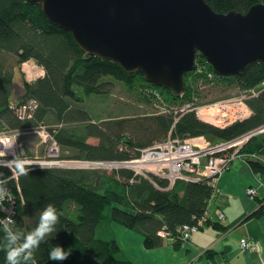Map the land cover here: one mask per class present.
Here are the masks:
<instances>
[{"label":"trees","instance_id":"1","mask_svg":"<svg viewBox=\"0 0 264 264\" xmlns=\"http://www.w3.org/2000/svg\"><path fill=\"white\" fill-rule=\"evenodd\" d=\"M206 1L217 12H246L252 5L264 2ZM31 59L43 67L45 74L34 82H25V93L17 101L14 71L17 63L20 65ZM198 60H203L201 64L215 73L200 52L196 55L197 65ZM137 74L143 76L141 72L126 73L116 62L85 54L70 31L49 22L41 4L0 0V131L53 121L63 125L54 127L53 133L62 148L73 150L74 155L69 158L124 162L138 158L142 149L165 139L170 133L181 139L205 136L212 142H222L264 125V88L247 99L252 112L250 117L223 128L201 120L194 111L180 114L175 124L176 116L170 112L95 122L84 107H78L82 99L77 88L88 95L107 94L115 85L101 82L103 77L129 81ZM231 77L242 90L257 87L264 82V62H252L235 76L216 75V79L222 81ZM143 83L157 87L171 101L180 97L145 79ZM30 99L38 101V108L32 118L21 120L12 104L16 101L21 105ZM78 122L84 125L70 126ZM82 127L84 132L80 130ZM90 137L99 141L91 143ZM244 151L264 155V138L252 137ZM249 163L256 172H264L262 162L249 159ZM151 176L150 180L127 167L108 170L30 166L27 175L9 179L12 177L9 167H0V179H9L17 194L18 212L9 229L16 233L18 240L36 226L39 212L47 204H54L59 214L54 232L23 264H61L49 260V252L56 245L71 251L69 259L62 264H133L123 254L113 232H105L112 224L140 234L147 249L163 246L166 236L178 238V228L182 224L193 223L195 217L205 212L213 188L208 181L182 179L176 180L170 188L167 179ZM263 214L264 204L255 215L261 217ZM5 236V226L0 225V264H6V252L2 248L8 243ZM178 241L180 239L175 247Z\"/></svg>","mask_w":264,"mask_h":264},{"label":"water","instance_id":"2","mask_svg":"<svg viewBox=\"0 0 264 264\" xmlns=\"http://www.w3.org/2000/svg\"><path fill=\"white\" fill-rule=\"evenodd\" d=\"M68 30L88 55L176 95L200 52L221 76L264 62V2L246 12L215 11L206 0H26Z\"/></svg>","mask_w":264,"mask_h":264},{"label":"built area","instance_id":"3","mask_svg":"<svg viewBox=\"0 0 264 264\" xmlns=\"http://www.w3.org/2000/svg\"><path fill=\"white\" fill-rule=\"evenodd\" d=\"M216 75V72L214 73L213 71H210L206 76L209 81H213L212 79H214ZM263 88L264 82L257 87L245 90V93L239 97H231L216 103L212 108L213 114H211V108L208 107L209 104L200 105L194 101H188L181 107H177L169 112L176 116L175 119H179L180 114L187 111H194L197 117L201 120L211 124L216 123L215 125L220 127H225L237 120H244L251 115L252 112L247 104V99L258 95ZM157 89L153 91L152 94H157L159 92ZM143 92L144 94H147L150 90L149 88H145ZM38 105V102L32 99L21 105L12 104V107L15 109L21 120H27L33 117ZM54 130L55 128L51 129L45 125H41L39 129L29 132L26 131V127L11 131H0V141H3V143H0V162L10 160L12 154L17 155L15 145L17 135L36 132L40 135L42 139L41 141L46 146L48 145V157L46 160L41 161L26 160V165L35 167H41V165H44V167L49 168L68 164L69 161L59 160L58 142L54 136ZM262 134H264V125L235 139L212 144L204 136L181 139L173 137L170 133L165 140L158 141L155 144L142 149L140 156L131 161L137 163L135 166L140 168L136 169L137 171H144L147 169V171H151L150 173H153L155 176L163 177L165 179L171 178L172 185L179 179L186 181H208L213 188V193L210 198L211 201V199L218 193L217 182L219 177L228 170L236 160L240 159L248 162L249 159H252L264 164L263 154L244 151L245 146L252 137ZM5 145H7V148H5ZM20 146L23 148V145ZM79 162H81V165L92 163L94 164L93 166L96 167L108 166L111 163L98 161L85 162L83 160ZM112 163L119 165L122 162ZM17 177L18 176L15 178L17 179ZM9 179H0V182L6 181L2 186L10 192V196L7 199L0 201V220L10 217L14 222V218L18 212V199L14 188L9 184ZM247 194L255 197L257 195V190L254 187H249L247 189ZM215 218H217L218 221H221L225 218V213L221 210L212 213L209 209H206L201 216L194 218L195 221L193 223H184L178 228V238L183 241L190 240L196 232L201 230L209 221H212ZM12 223L0 225L10 228ZM161 234L165 236L167 235L164 232H161ZM242 246L244 248H255L256 244L255 242L253 243L244 239L242 240Z\"/></svg>","mask_w":264,"mask_h":264},{"label":"crops","instance_id":"4","mask_svg":"<svg viewBox=\"0 0 264 264\" xmlns=\"http://www.w3.org/2000/svg\"><path fill=\"white\" fill-rule=\"evenodd\" d=\"M26 73V81L34 82ZM41 74L39 78L45 74L43 69ZM15 85L22 88L16 81ZM249 187L257 190L255 197L247 194ZM217 188L207 209L212 213L221 210L225 218L209 221L190 240L178 241V247L177 237L166 236L163 246L147 249L140 234L119 224L110 225L123 254L133 264H264V214L255 215L264 204V172L258 173L250 163L238 159L219 177ZM244 239L255 242L256 247L244 248Z\"/></svg>","mask_w":264,"mask_h":264},{"label":"rangeland","instance_id":"5","mask_svg":"<svg viewBox=\"0 0 264 264\" xmlns=\"http://www.w3.org/2000/svg\"><path fill=\"white\" fill-rule=\"evenodd\" d=\"M30 61L32 64L30 63ZM30 61L27 64L30 63L29 65L33 67V70H31L33 73L29 76V78L33 81H36V79L39 78V73L40 74L42 73L43 67L38 65L33 59H31ZM202 61L203 60H198L199 64L198 65L196 64L195 68L192 71L186 72L187 74L185 73L186 76L185 75L184 76L186 81L185 82L186 91L183 95H180L179 99L177 100L171 101L170 99H167L166 97L167 95L163 94L161 90H158L159 92L157 94L156 93L152 94V92L155 91L157 88L155 86L146 85L144 83L141 84L144 81L145 77L144 75L142 76L140 74H137L132 80L129 81L118 80L113 76L103 77L100 80L101 82H113L115 85L114 89L107 94L88 95L84 93L82 89L77 88L78 93L80 94V97L82 99L81 100L82 102H79L77 105L78 107H84V109H86L90 113L92 120L95 122L108 121V120L133 117V116L166 114L177 107H181L182 105L186 104L188 101H194L200 105L209 104L210 106L208 105V107L211 108V114H213L212 108L216 103L231 97H239L245 93V90H242L238 86L237 81L232 77L228 79V81H222L218 78L216 79V77L212 79L213 81H209L206 75H208V73L211 70H209L205 64H201ZM24 63L25 62L21 63L20 65L17 63V69L14 71L15 81L18 82L19 85H22V88L18 85L17 88L16 85L14 86V97L16 98L17 101H19V98L25 93L24 84L25 82H27L25 79V73L27 71L23 68ZM145 88H149L150 92L144 94L143 90ZM13 104H18V103L14 101ZM176 120L179 119L176 118L174 124L177 122ZM71 124L70 126L84 125L81 122L71 123ZM41 125H45L49 128L63 126L62 124H58L53 121H39L38 124H33V125L30 124L29 127H26V131L28 132L35 131L39 129ZM80 130L84 132L83 127ZM41 140L42 139L40 135L37 134L36 132L29 134L26 133L24 135L23 134L17 135L15 139L17 155H20L21 158L25 161L46 160L48 157L47 155L48 145L46 146ZM88 141L91 143H97L99 140L97 138L90 137ZM210 142L212 144L218 143V141L216 142L210 141ZM20 145H23V148H21ZM57 146H58L60 161L75 162L73 164L68 163V164H64L63 166H60L63 168H67V167L87 168V169L104 168L111 170L112 168H117V167H127L133 169L138 174L141 175L144 174V176H148L147 178L150 180L152 179L151 175H154L153 173H150L151 171H147L146 167H145L146 170H144L143 168L144 171H137L136 169H140V168L135 165H125V166L115 165L112 162L108 166H101V167L93 166L94 164L92 163L90 164L85 163L84 165H81V162H79L81 160L69 158L72 155H74L72 149L62 148L59 145V143H57ZM63 155H66V157ZM83 161L86 162L87 160H83ZM88 162H92V161H88ZM167 180L169 181V187L171 188L173 186L171 183L172 179L168 178ZM109 227H110L109 230L105 229V232H107V234H109L113 230V226L109 225ZM107 234L105 233V236H107ZM134 255L135 253H132V256Z\"/></svg>","mask_w":264,"mask_h":264},{"label":"clouds","instance_id":"6","mask_svg":"<svg viewBox=\"0 0 264 264\" xmlns=\"http://www.w3.org/2000/svg\"><path fill=\"white\" fill-rule=\"evenodd\" d=\"M29 61L30 60L25 61V64ZM217 75L219 77L221 76L219 74ZM0 143H3V141H0ZM5 148H7V145H5ZM0 167H9V171L12 172V177L8 178L11 179L18 175H27L30 165H26V161L23 160L20 155L12 154L10 160L0 162ZM41 167L43 168L44 165H41ZM3 183H6V181L0 182V201H4L10 196L9 190L2 186ZM12 222L13 221L10 217L0 220V224H9ZM58 222L59 214L57 209L54 204L49 203L39 212V219L36 226L29 232L25 233L22 237H19V240L16 233L10 231L8 227H5V239L8 243L3 245L2 248L6 252V264H23L24 261L31 259L33 251L37 250L45 238L54 232L55 226ZM70 255V249L65 250L63 246L56 245L52 247L49 252V260L61 262L62 264V262L69 259Z\"/></svg>","mask_w":264,"mask_h":264},{"label":"bare ground","instance_id":"7","mask_svg":"<svg viewBox=\"0 0 264 264\" xmlns=\"http://www.w3.org/2000/svg\"><path fill=\"white\" fill-rule=\"evenodd\" d=\"M24 69L29 73V75L32 74L31 70H33V67L30 66L29 64H25L24 65ZM157 90H159V89H157ZM73 163H75V162H73V161L69 162V164H73ZM135 164H137L135 161H128V162H122L119 165H124L125 166V165H135ZM104 165H108V164H104Z\"/></svg>","mask_w":264,"mask_h":264}]
</instances>
